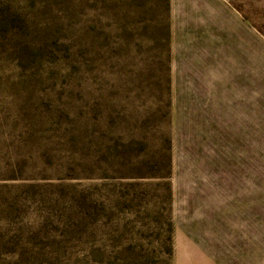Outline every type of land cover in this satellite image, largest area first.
<instances>
[{"label": "rangeland", "instance_id": "obj_1", "mask_svg": "<svg viewBox=\"0 0 264 264\" xmlns=\"http://www.w3.org/2000/svg\"><path fill=\"white\" fill-rule=\"evenodd\" d=\"M0 264H264V0H0Z\"/></svg>", "mask_w": 264, "mask_h": 264}]
</instances>
